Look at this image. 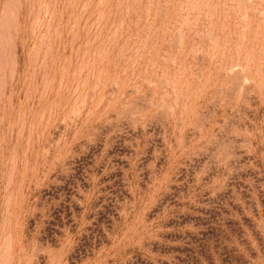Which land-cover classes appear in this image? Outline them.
<instances>
[{
  "label": "rangeland",
  "instance_id": "1",
  "mask_svg": "<svg viewBox=\"0 0 264 264\" xmlns=\"http://www.w3.org/2000/svg\"><path fill=\"white\" fill-rule=\"evenodd\" d=\"M0 264H264V0H0Z\"/></svg>",
  "mask_w": 264,
  "mask_h": 264
},
{
  "label": "bare ground",
  "instance_id": "2",
  "mask_svg": "<svg viewBox=\"0 0 264 264\" xmlns=\"http://www.w3.org/2000/svg\"><path fill=\"white\" fill-rule=\"evenodd\" d=\"M216 93V92H215ZM10 184V183H9ZM57 212V211H56ZM71 218V217H70ZM32 233V232H31ZM12 243V242H11ZM45 245V244H44ZM10 248V247H9ZM21 253V252H20ZM7 259V258H6Z\"/></svg>",
  "mask_w": 264,
  "mask_h": 264
}]
</instances>
